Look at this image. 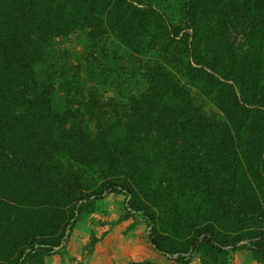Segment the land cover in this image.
I'll return each instance as SVG.
<instances>
[{"label":"rangeland","instance_id":"1","mask_svg":"<svg viewBox=\"0 0 264 264\" xmlns=\"http://www.w3.org/2000/svg\"><path fill=\"white\" fill-rule=\"evenodd\" d=\"M41 1L44 3L40 0L36 5ZM53 1L60 4L59 7H55V3L52 7H30L34 8V20L30 22L17 17L20 0H0V83L5 90L2 109L9 112V118L3 123L12 139L17 135L20 136L18 140L25 136L18 133L24 124L28 126L26 133H37L36 145L42 142V147L51 150L57 168L73 174L71 183H80L78 186L85 193H92L106 181L108 166L94 157L85 159L82 151L70 142L78 136L80 129L95 138L103 129L104 121H108L112 130L109 142L127 143L132 134L127 130V112L136 106L147 105L146 99L141 97L149 90V84L141 78L144 66L164 61L163 55L159 56L162 52L149 48L148 41L152 33L157 41H162L158 20L164 18L174 24L183 23L185 0H150L156 14L162 10L164 16L150 18L148 31L140 27L137 38L135 36L132 41H127L131 34L123 33L120 37L117 30L111 29L110 21L114 16L109 14L111 7H105L104 2L95 7L97 18L92 19V25L86 26L80 16L68 11L82 0ZM42 21L50 30L39 40L37 24ZM201 24L209 26L215 22L201 20ZM202 30L208 35L207 30ZM242 38L231 32L226 36L229 46L237 50L242 48L241 44H246V39ZM21 41L24 44L31 41L26 49L37 47L34 69L38 82L53 86L49 111L42 106L26 107L17 103V98L27 90L17 75V67L10 68L2 54L6 49L16 51ZM208 50L212 48L208 46ZM178 65L186 71L185 65L181 64H177L176 69ZM187 72L184 77L188 80ZM75 75L82 78L73 86L70 95L66 77ZM181 79L184 83L185 79ZM33 87L32 95L43 91L39 85ZM191 87L202 108L210 114L217 109L212 101L202 96L198 85L191 84ZM91 99L90 109L86 102ZM68 109L80 119L82 115L79 116L78 109L82 113L92 111L82 123L77 118L73 123L65 124L64 113ZM137 113L136 134L128 144L133 145V150L137 149L132 158L143 167L137 174L141 182L137 186L138 194L132 200L136 206H146L154 214L153 227L157 237L175 252V256L185 253L196 231L207 225H213L217 237L229 243L227 248L232 247L230 244L240 232L244 237H253L257 229H264L261 222L264 215L256 217L251 211L246 213L249 193L243 185L246 184L244 176L237 180L233 194H228L231 180L227 169L228 161L234 159L235 167L247 175L258 172L261 173L259 177L262 176V148L240 153L235 158L223 138L213 140L210 136H196L192 131H176L175 135L169 130L162 136L163 130L156 123L152 124L148 116H142L139 108ZM35 129L38 132H33ZM259 140H263L261 135ZM45 189H32L29 180L19 181L13 172L0 171V264H18L21 251L32 242L56 245L63 235H66L63 248L52 253L26 254L25 264H181L154 248L149 240L150 227L145 216L142 212L128 211L125 194L110 193L103 199L90 198L91 202L83 206L79 220L69 229L67 221L72 217L75 202H70L62 191L47 189L50 191L47 194ZM255 202L264 209V193H260ZM240 217L244 219L245 228L236 231ZM248 241L249 238H243L241 244ZM228 250L226 254H219L202 248L185 264H264L263 251L244 246ZM145 253H148L147 258Z\"/></svg>","mask_w":264,"mask_h":264},{"label":"trees","instance_id":"2","mask_svg":"<svg viewBox=\"0 0 264 264\" xmlns=\"http://www.w3.org/2000/svg\"><path fill=\"white\" fill-rule=\"evenodd\" d=\"M39 1L20 0L17 17L19 19L26 18L32 22L34 20L32 9L34 8L30 7L38 5L52 7L54 3L56 4L53 0L50 3L49 0H44V3L41 1L36 5ZM102 2L105 3V7H111L109 14L114 16L110 21L111 29L117 30L116 34L120 37L123 33L131 34L127 41H132L135 36L137 38L140 27H144L148 31L147 26L150 24V18L160 19L164 16L162 10L158 11V15L156 14L153 1L150 0H82V3L68 11L76 13V16H80L82 23L90 26L92 19L97 18L95 7L100 6ZM59 5L54 6L59 7ZM184 8H186V13H184L183 23L174 24L164 18L163 21L158 20L160 22L159 29L162 30V41H157L153 33L148 41L149 48H153L155 52H162L159 56L163 55L164 61L161 60L158 65L144 66L143 75V70L140 71L141 78L146 84H149V90L147 89L146 93L141 94V97L146 99L147 105L136 106L127 112V130L132 133L127 143L117 145L109 142L108 136L112 130L108 121H104L103 129L95 138L80 129L78 136L76 135L77 137H74L70 142L72 146L82 151V155L86 156L85 159L94 157L108 166L109 172L105 175L106 181L100 189L92 193H85L78 186L80 183H71L73 174L65 173L57 168L51 150L42 147V142L36 145L38 134L26 133L28 126L25 124L18 130V133L25 136H22L20 140H18L19 135L12 139L8 133L7 125L3 123L9 118V112L2 109L5 90L2 89L1 83L0 171L3 173L13 172L19 181L29 180L32 189L43 190L46 188L44 193L47 192V189L62 191L64 196L69 197L70 202H75L72 217L67 221L69 229L79 220L83 206L91 202L90 198L103 199L110 193L125 194L128 211L131 213L142 212L145 216L150 227L149 240L154 248L177 263H188L202 248L213 250L219 254H226L229 248L236 250L241 246L264 252V229H257L253 237L252 235L244 237L240 232L230 244L232 247L227 248L229 243L223 242L217 237L213 225H207L196 231V235L190 241V246L185 253L175 256V252L157 237V230L153 227L156 222L154 214L146 206H136L132 200L138 194L137 186L141 182L139 181L140 175L137 174H140L143 167L141 163L134 162L132 153L137 149L133 150V145L128 144L136 134L138 108L141 110L142 116H148L147 119L151 120L152 124L156 123L158 128L163 130L161 135H164V132H168V130L174 134L176 131L182 133L192 131L196 136H210L213 140L223 138V143L230 146L235 158L240 153L243 155L259 150V147L262 148L264 154V0H185ZM201 20L206 23L215 22V24L203 26ZM40 23L37 24L40 28L37 33L39 40L43 36H47L50 30L48 24L46 25L43 21ZM202 29L207 30L208 35ZM229 32L240 34L243 36L241 40L246 39V44H241L240 50L232 49L229 46L226 40ZM23 42L21 41L17 45L16 51L6 49L2 54L10 68L17 67V75L24 83V90H27L17 98V103L26 107L42 106L49 111L52 107L53 86L51 83L38 82L39 77L37 75L36 79L34 69L37 47L35 50L33 48L32 50L26 49L25 46L27 47L31 41L27 44ZM35 44L33 42L34 46ZM205 46L206 48H204ZM208 46L212 48L211 51L208 50ZM175 47L177 48L176 52L173 51ZM31 52L32 54H30ZM177 64L185 65L186 71L179 65L176 69ZM186 72L190 84L184 77ZM81 78L79 75L66 77V87L70 95L73 86L79 83ZM181 78L185 79L184 83ZM191 84L198 85L202 96L212 101L217 109L211 111L210 114L205 108H202L197 98L192 94ZM34 85L41 86L43 91L32 95V89H35ZM91 101L92 99L86 102L90 109ZM90 109L83 113L78 109L79 116L82 115L81 119L75 116L74 111L68 109L64 113L65 124L73 123L77 118L82 123L91 113ZM22 114L24 115V113ZM22 114L20 116H23ZM49 116H51V112ZM98 117L102 118L99 115ZM149 124L150 122H147V125ZM143 126L146 127V125ZM33 132H38V130L35 129ZM260 135L263 140H259ZM137 148L140 147L137 146ZM142 148L144 149V147ZM233 160L228 161L227 166L231 180V189L228 194H233L234 186L238 185L237 180L244 176L246 184L243 185L246 186L249 193L246 213L251 211L256 217L263 216V207L255 201L259 200L260 193H264V170L260 177L261 173L258 174V172L257 175H247L241 168L235 167L236 164ZM260 160L264 167V157H261ZM49 193L50 191L47 192V194ZM237 221L236 231L244 229V224H242L244 219L240 217ZM261 222L264 223L263 220ZM65 237L66 235H63L56 245L48 244L45 241L32 242L21 251L18 264H25L26 254L52 253L63 248L64 243L62 242ZM243 238H249L247 244H241Z\"/></svg>","mask_w":264,"mask_h":264},{"label":"crops","instance_id":"3","mask_svg":"<svg viewBox=\"0 0 264 264\" xmlns=\"http://www.w3.org/2000/svg\"><path fill=\"white\" fill-rule=\"evenodd\" d=\"M146 248H148V247H146ZM146 248H145V249H146ZM146 254H148V253H145V255H144V254H143V255L147 258L148 255H146Z\"/></svg>","mask_w":264,"mask_h":264}]
</instances>
